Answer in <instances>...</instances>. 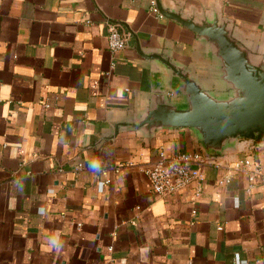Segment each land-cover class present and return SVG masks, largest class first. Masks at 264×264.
<instances>
[{
	"label": "crops",
	"instance_id": "0c3cea01",
	"mask_svg": "<svg viewBox=\"0 0 264 264\" xmlns=\"http://www.w3.org/2000/svg\"><path fill=\"white\" fill-rule=\"evenodd\" d=\"M152 1L0 0V264H264V180L248 193V177L232 171L251 155L264 172V139L214 152L195 129L132 126L160 102L188 106L164 61L215 98L232 95L216 48L154 14ZM160 4L226 23L264 58V0ZM111 24L129 36L116 54ZM161 151L203 157L199 198L197 183L151 192L145 170ZM120 164L99 192L100 170Z\"/></svg>",
	"mask_w": 264,
	"mask_h": 264
},
{
	"label": "water",
	"instance_id": "95a60500",
	"mask_svg": "<svg viewBox=\"0 0 264 264\" xmlns=\"http://www.w3.org/2000/svg\"><path fill=\"white\" fill-rule=\"evenodd\" d=\"M159 13L206 39L217 51L224 69V80L232 89L226 99L204 91L188 73L164 61L184 83L188 106L180 110L164 102L148 112L135 128L195 129L205 147L221 152L228 141L261 143L264 139V58L255 60L230 35L228 25L218 21L196 22L164 10L155 0ZM160 57V56H159Z\"/></svg>",
	"mask_w": 264,
	"mask_h": 264
},
{
	"label": "built area",
	"instance_id": "2783aa9c",
	"mask_svg": "<svg viewBox=\"0 0 264 264\" xmlns=\"http://www.w3.org/2000/svg\"><path fill=\"white\" fill-rule=\"evenodd\" d=\"M151 10L154 14L161 17L156 1L151 2ZM129 36L119 29L117 25L111 24L108 28V48L112 54H116L128 46ZM50 104L46 108H50ZM204 165L203 157L200 154L178 153L173 156H167L165 151L159 153L158 159L145 170L149 181L150 190L157 196H169L189 188L197 183L196 197L199 198L202 193V184L205 181L202 167ZM127 164L115 165L112 168H103L100 170L101 179L98 181L99 192H104L106 187L112 182L110 173L121 175ZM78 166V170H80ZM234 173L245 174L248 177L249 185L247 192L251 193L258 180H264V172L261 164L253 159L251 155L236 161L232 167ZM232 180V175L219 180V186H225ZM197 215V211H193ZM235 264H248L242 260L239 255L235 256Z\"/></svg>",
	"mask_w": 264,
	"mask_h": 264
}]
</instances>
